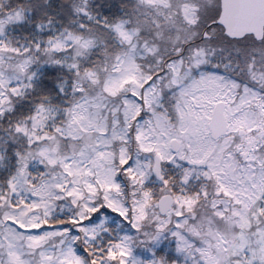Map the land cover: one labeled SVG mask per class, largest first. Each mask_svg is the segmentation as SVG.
Segmentation results:
<instances>
[{
    "label": "snow or ice",
    "instance_id": "6c2138e0",
    "mask_svg": "<svg viewBox=\"0 0 264 264\" xmlns=\"http://www.w3.org/2000/svg\"><path fill=\"white\" fill-rule=\"evenodd\" d=\"M0 264H264V0H0Z\"/></svg>",
    "mask_w": 264,
    "mask_h": 264
}]
</instances>
